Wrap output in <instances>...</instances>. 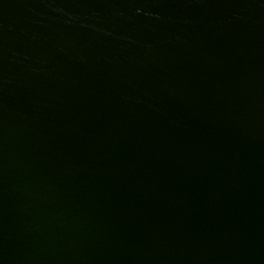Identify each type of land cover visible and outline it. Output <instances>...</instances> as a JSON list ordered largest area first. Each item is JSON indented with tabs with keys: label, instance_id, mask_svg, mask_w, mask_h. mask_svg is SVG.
<instances>
[{
	"label": "water",
	"instance_id": "1",
	"mask_svg": "<svg viewBox=\"0 0 264 264\" xmlns=\"http://www.w3.org/2000/svg\"><path fill=\"white\" fill-rule=\"evenodd\" d=\"M0 264H264V0H0Z\"/></svg>",
	"mask_w": 264,
	"mask_h": 264
}]
</instances>
